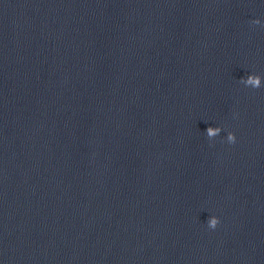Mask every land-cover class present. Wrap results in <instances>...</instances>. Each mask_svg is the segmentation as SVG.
Here are the masks:
<instances>
[{
    "label": "water",
    "instance_id": "1",
    "mask_svg": "<svg viewBox=\"0 0 264 264\" xmlns=\"http://www.w3.org/2000/svg\"><path fill=\"white\" fill-rule=\"evenodd\" d=\"M0 264H264V0H0Z\"/></svg>",
    "mask_w": 264,
    "mask_h": 264
},
{
    "label": "clouds",
    "instance_id": "2",
    "mask_svg": "<svg viewBox=\"0 0 264 264\" xmlns=\"http://www.w3.org/2000/svg\"><path fill=\"white\" fill-rule=\"evenodd\" d=\"M247 82L254 83L256 86H258L259 85V78L258 77H256V78L249 77ZM229 139L233 143L235 142V136L234 135L230 134ZM211 223H212V226L215 227L217 221L215 219H213Z\"/></svg>",
    "mask_w": 264,
    "mask_h": 264
}]
</instances>
